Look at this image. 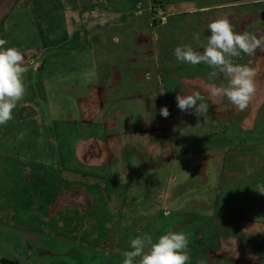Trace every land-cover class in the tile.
Returning a JSON list of instances; mask_svg holds the SVG:
<instances>
[{
	"label": "rangeland",
	"instance_id": "1",
	"mask_svg": "<svg viewBox=\"0 0 264 264\" xmlns=\"http://www.w3.org/2000/svg\"><path fill=\"white\" fill-rule=\"evenodd\" d=\"M129 1L132 8L139 2L132 13L137 18L134 22L132 16L123 17L128 22L120 26L114 22L118 15L106 14V22L95 15L94 27L87 30L86 25H77L81 16L69 23L63 16L64 7H73L68 10L72 11L93 2L109 13L108 9H122ZM129 1L0 0L4 47H15L23 54L39 49L45 64L42 72L33 73L40 60L25 58L31 64L24 74L25 95L13 110V120L0 125V162H5L0 164V264H122V253L138 235L147 233L155 240L168 229L182 230L189 246H197L203 241L217 242L221 233L216 227L213 230L214 213L238 215L241 205L251 204L246 211L264 210L256 200L264 198L258 191L264 187V48L251 56L241 53L233 58L257 70L256 93L244 111L224 96L210 95V86L227 84L222 74L209 81L212 69L207 65L177 62L174 55L181 45L202 51L207 26L218 18H227L238 33L264 36V0ZM78 12L82 15L83 10ZM88 19L83 24H90ZM80 28L81 34H77L75 30ZM194 32L200 35L198 41L193 39ZM149 53L153 56H145ZM113 68L123 77L120 83L118 72L112 70L111 83L120 85L105 91L104 109L92 113L93 123L83 126L74 101L84 95L87 84L106 85ZM159 73L163 76L162 97L153 84ZM180 78L199 79L183 81L181 88ZM195 92L208 104L210 121L191 122L195 117H189L190 113L183 114L182 123L175 124L180 114L173 113L160 121L162 107L170 111L177 104V95ZM24 101L31 107L27 114ZM19 109L22 113L16 118L14 112ZM114 112L119 114L118 128L105 131L103 118ZM197 127L219 136L205 140L207 151L213 150L209 154L220 146L229 147L218 152L216 160H207L204 171L200 154L194 152L200 143L185 149L178 142V152L169 144L175 133L196 132ZM164 135L169 138L162 147L170 162L160 157L155 161L135 140L150 136L160 142ZM223 136L227 139L220 140ZM90 137L97 143L89 154L102 164L92 173L93 168L85 167L75 153L77 141L87 142ZM3 149L7 151L2 153ZM154 149L163 157L162 148ZM30 164L42 169H30ZM229 171L233 172L230 176ZM73 172L89 174L82 177ZM73 187L79 191H68ZM64 191L68 192L57 196ZM46 198L51 203L38 212ZM199 203L203 205H196ZM194 211L202 213L188 218ZM238 219L230 224L220 220L219 229L239 232ZM261 234L247 241L262 249Z\"/></svg>",
	"mask_w": 264,
	"mask_h": 264
},
{
	"label": "clouds",
	"instance_id": "2",
	"mask_svg": "<svg viewBox=\"0 0 264 264\" xmlns=\"http://www.w3.org/2000/svg\"><path fill=\"white\" fill-rule=\"evenodd\" d=\"M161 17L157 20L160 21ZM207 27L210 34L202 51L194 50L190 44L177 46L174 49L175 58L177 62L193 66L201 63L207 65L212 69L207 75L209 81L222 74L227 84L210 88V95L224 96L232 105L244 111L256 93L257 70L247 64L236 63L233 58L241 53L251 56L257 49L264 48V36L238 33L227 18H218ZM192 35L194 40L200 39L199 33ZM5 44L6 41L0 40V125L13 119V110L17 102L23 99L26 90L25 56L15 47H4ZM176 101L181 112L207 119L209 107L199 92L187 96L179 94ZM160 115L164 118L169 116L166 106L160 109ZM258 191L264 194V187H259ZM188 248L189 239L182 230L168 229L155 240L146 233L129 241V250L122 253V264H188Z\"/></svg>",
	"mask_w": 264,
	"mask_h": 264
},
{
	"label": "crops",
	"instance_id": "3",
	"mask_svg": "<svg viewBox=\"0 0 264 264\" xmlns=\"http://www.w3.org/2000/svg\"><path fill=\"white\" fill-rule=\"evenodd\" d=\"M116 2L119 3L120 1H116ZM129 2H131V1H129ZM92 3L90 5V7L88 5L87 6H83L82 5V7L79 5V6H77V9H72V11H68V10H71V8H73V7H70V6L69 7H64L65 13H64L63 16H64L65 21L67 23H69V20L76 21V20H79L82 17V19H81L82 21H80V22L78 21L77 25L78 24L86 25L87 26L86 30H87L88 26H90V25H91V27H94V18L93 17L95 15L96 16H102V18H101L102 20L101 21H105L106 18H107L105 15L109 14V15H116V16L118 15L116 17L117 19L114 22L117 21L118 22L117 25L120 26V25L126 24L128 22V19L127 20L124 19L122 21L121 18H123V17L126 18V17H129V16H132V13L134 12L135 6L137 4H139V2H134V6L132 8V6H131L132 2H131V3H128L127 5H125V7H123L122 9L118 10V9H115V8H110V9L107 10L109 13H107V12L105 13L104 11H102L103 9H100V8L98 9ZM96 5H100V3L99 4L96 3ZM219 7H221V6H219ZM79 10H83V12L81 13L82 15H79V12H78ZM87 14H88V17H87ZM139 16H140L139 19H141V15H139ZM132 17H133L132 21L135 22V19L137 17H135L134 15ZM87 19H88V23L91 21L90 24H83V22L86 21ZM103 19H105V20H103ZM81 30H82V28L76 29L75 31H76L77 34H79V33L81 34ZM152 30H154V29H152ZM206 32H207V35L210 34L209 31H206ZM154 38H155L154 40L157 39L155 34H154ZM41 54H42V51L39 50V49L37 51H35V50L29 51L28 50L27 53H24L26 61H28L29 58H31V60H33L32 58H37L38 60H40V61H38L39 64H40L38 66V70H33V73L42 72L43 69H44V65L45 64H44V62H42ZM145 56L148 57V56H153V55L149 53V54H147ZM234 61H235V59H234ZM38 62H34L33 64L35 66H37ZM129 62H133V60H130ZM25 64H26V66H25L26 68H29V66H31V64H29V62H27ZM35 66H33V67L35 68ZM112 70L118 72L119 82L121 83V80H122L123 76L119 75V71H118L117 68L116 69L113 68L110 71V81L106 85L105 84L100 85L99 83H97L96 85L95 84H87V86L84 88V90H85L84 95L83 96H78L77 99L74 101L75 110L77 111L78 117L80 118L81 123H82L83 126H87V125H90V124L93 123V119H94L95 116L93 115L91 118H89V116L92 113L93 114H96V113L98 114L100 112V110H102V108L104 109L103 101L108 99V97L105 95V91L107 89H112L113 87H118L120 85V83H118L117 85H114V84L111 83V80L113 79ZM162 70L165 71V68H162ZM135 76H136V74H134L133 77H135ZM162 78H163V76H161L160 73H159V76H157V80H158L157 83L153 82V84L156 86V90L159 92V97H162V95H163L162 92H164V91H162ZM199 78H197V79H199ZM135 79H137V78H135ZM197 79L191 80V79H186V78H180L179 84L181 85V88H183L184 87L183 83L186 80L187 81H190V80L191 81H194V80L197 81ZM210 85H212V84H210ZM210 87L212 88V86H210ZM210 87L208 88V90H210ZM185 91H183V92H185ZM92 93H94L96 95V97ZM180 94H182V92ZM97 98H98V100H97ZM24 102H25V104L22 103V105L24 104L23 108H25L26 114H27V113L30 112V108L31 107L28 106L29 104L27 103V101H24ZM163 103H165V100H163ZM20 111L21 110L19 109L16 112H14V113H17V114H14V117L17 118V115L19 113H22ZM170 113L180 114L181 115V116L179 115L178 118L175 121V124H177V122H181L182 123L183 114L184 113H188V112H181L177 108V104H176V105L172 106V108L169 111V114ZM118 115L119 114L114 112V113H112L111 116L103 118L104 121H102L101 125H103L106 128L105 129L103 127L105 131H112V130H115V129L118 128V123L116 121ZM30 117L35 118V115L32 114ZM159 117H160V121H161L162 120V116L160 115V113H159ZM189 117L193 118V120H194V117H195V120L191 121V122H195V121L198 122L199 121V122H202L203 124H205L206 121H210V120H208L209 117L205 120L204 117H199L198 118L195 114L194 115L190 114ZM127 120H130L128 116H127ZM210 123H216V122H210ZM213 127H214V125H213ZM224 128H225V126H224ZM137 130H140V129H137ZM195 131L196 132L187 131L186 133H182L181 135L178 134V133H175L174 136L172 137V139L169 140V142H170L169 144H170L171 148H174V150L176 152H178L177 151L178 149H177V146H176V144L178 142H180L179 144L181 145V147H185V149L186 148H191L190 145L193 144V142L200 143L199 144V148L195 149L194 152L198 151L197 154H200V157H201L200 161L202 162L200 167H203V171H204V169L206 168V161L207 160H209V159L216 160L217 159V155L216 154L218 152H220L221 150L229 148V147L220 146L221 149L213 152L212 154H209L213 150L211 152L207 151L206 145L208 143L205 145V140L206 139L209 140V141L212 140L213 137L215 136V133L214 132H213V134L212 133H208V132H206L204 130L202 132H200V129L198 127L195 129ZM240 131H241V133H245V132H248L249 130H246V131L240 130ZM137 133L139 134V132H137ZM200 135H201V137H200ZM2 136H3V134L0 135V137H2ZM215 137L217 139H219V136L216 135ZM90 138H89L90 140L87 141V142H80L79 143L77 141V143L75 144V147H76L75 153H76L77 158H80L81 162L85 164V167L93 168V169L89 170V173H92V171H94V169L96 167H99L102 164H100L101 162H94V161H96V160H94V158H96V157H93L92 155H88L89 153L92 152V150L94 148V145L97 143L96 140L93 137H90ZM168 138L169 137L167 135H164L162 137V139L160 140V142L157 141V139L151 138L150 136L146 137L145 139H142V140L140 138H135V140H136V142L139 145L145 146V147L142 148V151L144 153L148 154V155H151V157H153V159L156 158L155 161H157V159L160 157L161 160H167V162H170L169 157H166V151L162 147V146L165 145L166 142H168L167 141ZM174 138H175V140L173 141ZM224 138L227 139V137L223 136V137H221L220 140H223ZM146 142H150V143H148L149 145H147ZM159 144H161V145H159ZM155 146L162 148V153L164 154L163 157L159 156V155H157L155 153L156 152V150L154 149ZM201 146H204V147H201ZM237 147H240V146H237ZM171 148L169 150L170 154H171ZM234 148H236V146ZM81 151H82V153H81ZM85 154L89 158L84 159L83 157H84ZM252 155H255V152H252ZM240 156L242 157V155H240ZM219 160H221V159H219ZM21 162L23 163V162H25V160H23V158H22L20 160V163ZM22 163H21V165H22ZM82 163H81V165H83ZM158 163H159V165H161L160 162H158ZM90 165H92V166H90ZM194 170L198 171L200 169L194 168ZM73 173L74 174H79L82 177H88V174H89V173L86 174V173H75V172H73ZM232 174H233L232 171H229L227 173L228 176H230ZM66 180H68V179H66ZM70 190H72L74 193H75V191H79V190H77L74 187H73V189L69 188L68 191H70ZM68 191L61 192L57 196H59V195H60L59 197L64 196ZM80 191H82V190H80ZM74 193H71V194H74ZM85 198H86V196H85ZM256 200H257V203L260 206H262V208H264V201H263L264 198H262L260 200L257 197ZM251 207H252V204H251L250 207L247 206V205H241L237 209L238 211H236V213H238V215L227 214L226 212L219 213L217 215H216V213H214L213 216H212V220H211L213 230L214 231L217 230V232L221 233V234L218 235L217 242H211V240H210V241H206V242H204V241L203 242H199V244L197 246L196 245H192L191 247L189 246L188 251H189V255H190V260H189L188 264H264V250H263L264 247L261 249L259 246L253 245V243H249L247 241V239H249L251 237H256L257 236L258 238H260L261 235H262L261 233H264V210L260 211V208L255 207V208H253L254 211L251 212V213L249 211H246L248 208H251ZM244 212H245L246 215L244 214ZM260 212H262V213H260ZM188 215H190V217H193V216L198 215V214L197 213H193V214H188ZM237 216H238L239 219H238V223H235V224H237V226H238V228L240 230L239 232L237 230H235V229H232V228H225L224 230L219 229L220 228L219 224L221 223V221H224L225 223L230 224V222L233 221ZM215 227H216V230H215ZM253 234H255V235L253 236ZM238 236H240L239 239H237ZM193 249L195 251H193Z\"/></svg>",
	"mask_w": 264,
	"mask_h": 264
},
{
	"label": "trees",
	"instance_id": "4",
	"mask_svg": "<svg viewBox=\"0 0 264 264\" xmlns=\"http://www.w3.org/2000/svg\"><path fill=\"white\" fill-rule=\"evenodd\" d=\"M11 12H12V11H11ZM5 151H7V150H6V149H3V150H2V153L5 152ZM1 161H3V160H1ZM4 163H5V162H0L1 165H3ZM32 167H33L32 164H30V165H29V168H30V169H42V168H36V167H39V166H35V167H33V168H32ZM2 168H3V167H2ZM29 176H30V178H31V177L33 176V173H32L31 175L29 174ZM30 178H29V180H30ZM40 178L43 179V177H40ZM27 181H28V180H26V182H27ZM28 182H29V181H28ZM36 186H37V185H36ZM38 193H39L40 195H42V194H41L42 192L40 193V191H39ZM58 194H59V193H58ZM58 194H57V195H58ZM30 201H31V199H30ZM50 203H51V202L48 201V199L46 198V201H43V204L41 205V208H39L40 210H39L38 212L41 211V209L43 208V205H44V204H46V206H47V205L50 204ZM182 205H183V204H182ZM196 205L201 206L202 204L199 203V204H196ZM35 211H37V210H35ZM193 213L200 214V213H202V212H200V211H194V212H192V213H190V214H193ZM200 215H201V214H200ZM187 217H190V215H188ZM10 263H11V264H17V262H10ZM188 263H189V262H188ZM190 263H191V262H190Z\"/></svg>",
	"mask_w": 264,
	"mask_h": 264
},
{
	"label": "flooded vegetation",
	"instance_id": "5",
	"mask_svg": "<svg viewBox=\"0 0 264 264\" xmlns=\"http://www.w3.org/2000/svg\"><path fill=\"white\" fill-rule=\"evenodd\" d=\"M88 155H90V154H88ZM83 158H84V159H87V158H89V157H87V155L85 154Z\"/></svg>",
	"mask_w": 264,
	"mask_h": 264
}]
</instances>
